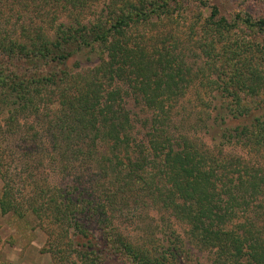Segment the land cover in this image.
<instances>
[{
  "label": "trees",
  "instance_id": "obj_1",
  "mask_svg": "<svg viewBox=\"0 0 264 264\" xmlns=\"http://www.w3.org/2000/svg\"><path fill=\"white\" fill-rule=\"evenodd\" d=\"M98 1L0 0L2 213L32 214L48 234L55 264L73 257L76 264H186L187 244L210 251L211 264H264V168L171 131L173 102L198 74L183 52L134 34L152 18L174 19L186 8L180 0H103L99 15L87 19L86 9ZM211 8L187 32L204 59L201 84L221 93L233 119L262 111L221 133L222 142L236 139L261 151L264 65L246 29L263 31L264 18L238 12L229 19ZM48 10L65 20L43 26ZM85 51L99 64L70 66ZM130 91L156 111L144 141L134 136ZM46 152L60 174L73 176L70 182L40 183ZM132 202L168 214V226L182 224L186 238L175 228L162 239L148 229L133 241L113 221Z\"/></svg>",
  "mask_w": 264,
  "mask_h": 264
},
{
  "label": "rangeland",
  "instance_id": "obj_2",
  "mask_svg": "<svg viewBox=\"0 0 264 264\" xmlns=\"http://www.w3.org/2000/svg\"><path fill=\"white\" fill-rule=\"evenodd\" d=\"M180 2L182 3L181 7L186 8L184 13H177L174 19L165 16L159 20L152 18L154 23L141 25L134 32L148 45L161 48L166 45L169 48H176L174 50L177 52H183L186 62L194 68L195 74H198L190 84V87L186 89V92L178 96L175 99L176 101L173 102L171 131L175 134L186 133L193 138H198L206 143L209 150L215 151L217 155L222 153L227 157L231 155L242 156L254 165L264 168V149L255 151L253 148L244 145L243 142L238 143L236 139H232L231 142L225 139H223L224 142L221 141V133L227 126L235 127L238 123L243 125L251 121V117L259 115L262 111L254 113L250 118L233 119L229 109L223 108L225 102L221 93L217 89L210 92L208 88L203 87L204 85L201 84L202 80L206 82L202 78V73L198 72L200 67H204V59L198 55L201 53L200 51L191 49L192 44L187 36L189 26L196 24L201 18L211 14L212 5H217L221 15L227 16L229 19L234 18L238 12L248 13L259 19L264 18V0H180ZM204 2H206V5H203ZM104 5L103 0L90 4L85 11V17L87 19L96 18ZM49 14V10L41 14L43 17L39 22H43L45 27L66 18L62 14L54 13V16ZM52 16L55 18L53 19ZM33 18L37 21L40 17ZM23 19L29 22L28 17ZM12 20L18 24L20 22V19L15 16ZM246 32L254 36L257 43L259 42L260 47L255 51L258 61L264 65V59L261 57L262 54L264 55V30L260 31L257 27L252 26L247 28ZM88 52H80L71 58L69 61L70 66L76 70H87L99 64V58L94 53ZM124 87L126 89L130 88L127 84H124ZM200 91L201 94H199ZM201 98L210 103L211 106L204 105L200 100ZM214 104H217L220 109ZM126 105L131 111L135 124L134 136L138 141H144L150 127V121L156 111L148 107L132 91L126 95ZM223 115L226 116L227 123H224ZM216 116L218 120H215ZM2 117L3 115L1 114L0 120L3 119ZM24 120L22 119V121ZM30 120L34 122L36 119L31 118ZM47 146L49 148V144ZM51 155L46 152L47 159L41 174L40 183L44 184V182H47L49 185H53L56 182H62L63 184L70 182L73 176L60 174L55 163L50 160ZM57 165L59 164L57 163ZM85 176L86 174L83 175V178ZM3 184V179L0 177V196ZM32 190L33 187L27 186V191L24 193L28 195ZM140 204L136 205L132 202L122 214L115 213L113 216L114 224L133 241L144 239L145 230L148 229L149 231L155 230L157 232L156 237L162 239L163 237L167 238L173 228H175L183 239L186 238L182 224L175 222L173 227H169L168 214L158 212L157 209L149 204L148 206ZM242 217L240 216V218ZM47 240L48 234L46 230L32 214H26L25 217L21 218L12 212L2 213L0 209V264H55ZM185 250L186 252L183 254L184 263L211 264L212 253L210 251L199 249L191 244H187ZM75 262L76 257H73L70 264H76Z\"/></svg>",
  "mask_w": 264,
  "mask_h": 264
}]
</instances>
